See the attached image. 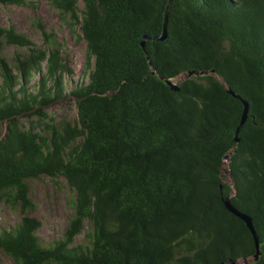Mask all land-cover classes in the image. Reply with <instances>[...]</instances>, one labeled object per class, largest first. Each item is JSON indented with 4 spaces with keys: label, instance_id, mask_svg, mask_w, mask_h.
<instances>
[{
    "label": "trees",
    "instance_id": "obj_1",
    "mask_svg": "<svg viewBox=\"0 0 264 264\" xmlns=\"http://www.w3.org/2000/svg\"><path fill=\"white\" fill-rule=\"evenodd\" d=\"M167 3L50 0L85 42L81 80H68L74 122L46 112L71 74L56 35L38 21L41 47L0 25V201L21 214L0 252L17 264H264V0H173L167 37L146 40L147 56L141 40L162 33ZM190 71L207 73L178 91L161 79ZM228 88L249 106L238 141L244 105ZM43 175L66 180L73 210L46 246L30 215L29 181ZM227 196L252 219L256 261Z\"/></svg>",
    "mask_w": 264,
    "mask_h": 264
},
{
    "label": "rangeland",
    "instance_id": "obj_2",
    "mask_svg": "<svg viewBox=\"0 0 264 264\" xmlns=\"http://www.w3.org/2000/svg\"><path fill=\"white\" fill-rule=\"evenodd\" d=\"M50 0H26L24 4H0V25L13 26L17 31L24 32L29 39L38 46L44 47L41 31L38 29V21L47 31H52L58 38L62 48V57L67 61L71 74L65 75V87L62 97L52 104L47 114L55 118V122L64 119L74 122L76 119V105L69 90L71 86L68 80L77 82L81 80V74L85 64V42L78 39L69 27L60 19L57 11L49 6ZM77 32L80 33L79 30ZM15 48L9 47L6 55L14 52ZM69 78V79H68ZM183 77L174 80L178 82ZM37 76L33 77L36 80ZM35 123L36 116L31 115L24 118L28 125L29 120ZM5 123L0 125V137L5 132ZM224 179L229 176L224 170ZM30 196L33 208L30 215L41 221V226L36 232L39 242L42 245H50L54 240H60L72 213L69 200L72 192L62 177L52 179L48 176H41L29 181ZM21 214L18 210H12L7 204L0 201V232L11 230L19 222ZM90 230V223L85 221L82 232L75 238L74 245L85 243L86 234ZM0 264H17L9 256L0 252Z\"/></svg>",
    "mask_w": 264,
    "mask_h": 264
},
{
    "label": "water",
    "instance_id": "obj_3",
    "mask_svg": "<svg viewBox=\"0 0 264 264\" xmlns=\"http://www.w3.org/2000/svg\"><path fill=\"white\" fill-rule=\"evenodd\" d=\"M172 1L173 0H168L167 6H166V9H165L164 24H163L162 33L159 34V35L153 36V37L144 36L143 39L141 40V46H142V48H143V50H144V52L146 53L147 56H148V52H147V50L145 48V41L146 40L162 41V40H164L167 37V21H168V14H169V9H170V6L172 4ZM206 73L207 72L190 71L180 81H183V80L187 79L188 77H190L192 75L206 74ZM161 79H163L165 81V83L170 86L171 90H173V91H178L179 90L178 82H174L171 79H164L163 77H161ZM228 92L231 93L235 98L240 99L242 101L243 105H244L241 121H240V124L237 127L236 133H235L236 141H238L239 140L238 133H239V130L241 129L242 125L244 124V122L246 121V119L248 117L249 106H248V102L246 100L242 99L232 89L228 88ZM227 158H228V156L226 155L225 156V161L227 160ZM224 205L231 213H233L238 218L242 219L245 222V224L247 225V227L249 228V230L251 231V233L253 235V238H254L255 247H256V252L254 254L253 260H255V261L258 260L259 256H260L259 237H258V235H257V233L255 231V228H254V225H253L251 217L249 215L245 214V213L240 212L238 209H236L230 202V196H227L224 199ZM236 263H237L236 260L229 259V260H227L225 262H222L220 264H236ZM246 263H247V260L242 261V264H246Z\"/></svg>",
    "mask_w": 264,
    "mask_h": 264
}]
</instances>
